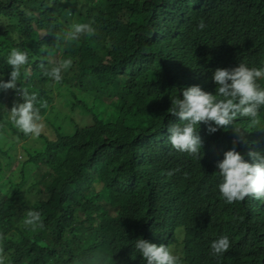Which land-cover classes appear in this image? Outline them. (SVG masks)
<instances>
[{
	"label": "trees",
	"instance_id": "16d2710c",
	"mask_svg": "<svg viewBox=\"0 0 264 264\" xmlns=\"http://www.w3.org/2000/svg\"><path fill=\"white\" fill-rule=\"evenodd\" d=\"M76 23L92 24L96 34L66 42L63 33ZM115 29L128 38L105 45L104 30ZM12 48L29 52L17 86L36 93L45 128L39 147L26 142L30 136L8 111L22 101L0 90L4 264H145L135 250L139 238L167 246L182 264H264V201L225 203L214 175L233 147L231 127L209 135L201 124L203 147L194 159L168 143L167 129L179 120L163 108L193 85L215 94L217 68L264 67V0H0L3 82ZM110 55L116 58L105 62ZM66 59L73 64L61 82L42 74L40 64L51 70ZM68 100L71 108L111 103L122 113L103 116L90 105L94 123L68 133L60 106ZM260 114L264 119V108ZM248 124L238 117L233 125L248 141L237 150L256 148L258 137L264 143V133ZM108 136L118 137L112 149L103 145ZM29 210L41 213L42 230L23 224ZM224 235L231 247L214 256L211 243Z\"/></svg>",
	"mask_w": 264,
	"mask_h": 264
},
{
	"label": "clouds",
	"instance_id": "9594fccd",
	"mask_svg": "<svg viewBox=\"0 0 264 264\" xmlns=\"http://www.w3.org/2000/svg\"><path fill=\"white\" fill-rule=\"evenodd\" d=\"M29 14L26 13V15ZM144 14L147 15L145 11ZM197 27L202 31L206 25L201 20ZM104 33L107 41L111 40V31L104 30ZM95 34L96 29L92 24L76 23L72 24L63 36L67 42L68 40L78 41L83 35L94 36ZM60 38L61 34L56 33L55 39L60 40ZM122 42H124L123 39L120 43ZM261 58L264 65V53ZM6 63L11 68L10 79L8 82L0 80V90L4 92L13 90L22 101L13 103L11 109L8 110L10 120L25 136L37 139L45 128L40 107L36 106L37 95L34 92L29 93L27 88L17 86V81L22 77V69L29 63L28 50L12 48ZM72 64V59H66L52 67L51 70H47L44 64H40L39 67L44 76L59 83L62 80V71L70 68ZM27 74V71L23 73L24 76ZM262 80H264V67L250 68L240 63L235 68H217L212 75V81L216 85L215 94L204 91L199 85H193L181 90L182 98L178 96L171 99V106L167 110L169 115L179 120V123L171 124L167 129L168 143L174 151L187 154L194 159H200L202 152L203 140L198 132L201 124L207 126L209 135L231 127L234 133L233 147L224 152L222 160L215 163L217 172L214 174L220 178L218 184L220 197L229 205L243 202L246 198L264 201L263 140L258 137L256 148L237 150L238 145L247 144L248 141L244 131L233 127L238 117L247 118L250 129H258L259 132L264 133V119L260 114L261 109L264 108V87L259 83ZM41 107H46V104L42 103ZM121 113L119 107L108 103V115L113 118L114 115L117 117ZM69 121L74 123L72 120ZM93 123L94 121L88 125ZM67 132L69 133V130ZM116 138L118 137L108 136L103 145L112 149ZM134 140L130 138L128 144L133 145ZM177 171L179 169L170 170L166 175L170 177ZM185 177L187 178V173ZM100 182L99 180L95 183V189ZM23 224L32 226L33 231L37 228L42 230L45 227L41 213L36 210L27 211ZM230 247L228 236H220L211 243V252L219 257L227 253ZM135 250L142 256L145 264H182L180 257L174 255L167 246L163 244L158 246L143 238L135 241ZM2 252L3 249L0 248V255ZM0 264H4L2 258H0Z\"/></svg>",
	"mask_w": 264,
	"mask_h": 264
},
{
	"label": "rangeland",
	"instance_id": "374dc122",
	"mask_svg": "<svg viewBox=\"0 0 264 264\" xmlns=\"http://www.w3.org/2000/svg\"><path fill=\"white\" fill-rule=\"evenodd\" d=\"M128 38L125 33H123L121 30H113L112 31V38L111 40L107 41L105 45H108L110 47H115V46H123L120 41L122 39H126ZM131 39V37H129ZM126 55H131L130 52H125ZM125 55V56H126ZM115 55H110V56H107L105 58V62H111L115 59ZM89 107H86L85 105L83 104H78L76 108H71L70 107V101L68 100L67 102L63 103L61 101L60 103V106L63 110V113L66 114L68 113L69 114V120H72L74 121L75 124H72L69 120H65L63 122V126L64 127H67L69 126V133H75L77 130H81L80 126L83 128L85 127L84 125L87 123V124H91L92 121H94V118L92 116V114L90 113V105H92L91 101H89ZM93 106V105H92ZM171 106V103L170 104H167V106L163 107L165 108L166 110H168ZM91 109H94V110H104V113L102 114L103 116H108V103L106 102H102L100 101L99 104L97 106H93ZM48 137L50 139H56L55 135H52V134H49ZM31 141L33 143V145L35 147H39L40 146V143H41V140L39 138L37 139H33L31 136L26 140V142H29ZM24 141H21L19 142V144H23ZM18 167V164L15 166V168ZM14 168V169H15ZM20 180V177L18 176L16 178V181H19ZM5 189H8V184L6 185V188ZM74 190L76 191L77 189L74 188ZM80 202H83V199L80 198L79 199ZM107 202V201H106ZM80 215H83L82 212H79ZM120 213V211H117V212H113L112 214L114 216L118 215Z\"/></svg>",
	"mask_w": 264,
	"mask_h": 264
}]
</instances>
